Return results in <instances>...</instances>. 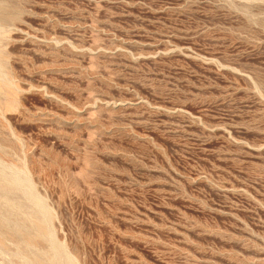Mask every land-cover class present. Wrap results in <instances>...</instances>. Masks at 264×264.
Here are the masks:
<instances>
[{
	"label": "rangeland",
	"instance_id": "rangeland-1",
	"mask_svg": "<svg viewBox=\"0 0 264 264\" xmlns=\"http://www.w3.org/2000/svg\"><path fill=\"white\" fill-rule=\"evenodd\" d=\"M1 2L0 176L34 198L0 203L48 215L34 256L264 264V0Z\"/></svg>",
	"mask_w": 264,
	"mask_h": 264
},
{
	"label": "bare ground",
	"instance_id": "bare-ground-1",
	"mask_svg": "<svg viewBox=\"0 0 264 264\" xmlns=\"http://www.w3.org/2000/svg\"><path fill=\"white\" fill-rule=\"evenodd\" d=\"M4 4H2V2L0 3V9L2 10V9H4ZM15 9V8H14ZM9 10V9H8ZM2 12V11H1ZM0 61H1V57H0ZM3 78V77H2ZM11 85H9V83H6V80L4 81V80H2V79H0V91H2L3 89H10L11 87H10ZM13 89V88H12ZM12 89H10V90H12ZM6 91V90H5ZM7 92V91H6ZM8 92H10V91H8ZM5 93V92H4ZM13 93V92H12ZM9 97V96H8ZM3 151V150H2ZM0 172H1V170H0ZM0 174H2V173H0ZM7 174V173H6ZM10 174V173H9ZM12 174V173H11ZM16 174V172H13V177H8V176H12V175H8L7 177L6 176H4V177H1L0 176V190H1V188H3L2 189V191L4 190L5 191V193H9V196L10 195H12L13 194V191L15 190V192H14V194L16 193V190H19V187L21 186V183L24 185H22L21 187H23L22 189V194L24 195V196H26V199L27 198H30V199H33L34 197H27L28 195H30L31 193L32 194H34V192L33 191H30L29 189H31V187L29 188V186H27L28 184H29V182H27L28 184L26 185L25 183H24V181L26 180V178H24V179H22V180H24V181H22L21 180V178L22 177H19V176H17V175H15ZM19 174V173H18ZM4 174H2V176H3ZM21 176V175H20ZM27 176V175H26ZM25 177V176H24ZM28 179V178H27ZM26 182V181H25ZM31 183V182H30ZM32 184V183H31ZM31 184H29V185H31ZM27 186V187H26ZM20 187V188H21ZM24 187H25V189L27 188L28 189V191L29 192H31L30 194H29V192H28V194L26 195V190L24 189ZM18 188V189H17ZM7 190V191H6ZM31 190H33V188L31 189ZM4 191H3V195H4ZM12 191V192H11ZM25 191V192H24ZM1 192V191H0ZM1 195H2V193H0ZM7 194H5V195H7ZM21 194V193H20ZM21 194V195H22ZM8 196V195H7ZM6 196V197H7ZM23 196V197H24ZM31 196H33V195H31ZM4 197V196H3ZM12 197V196H11ZM13 197H14V195H13ZM10 198V199H12V200H10V199H5V198H2V199H4L5 200V202H4V204H2V203H0V206L1 205H4V207H3V209L1 208L0 209V248H2V247H4L5 246V244H7V243H9V240H11V242H13L14 243V247H12V249L13 248H15V250H16V253H15V251L13 252L15 255H14V257L17 255V257H15V259L16 258H18V256H19V259H20V257H23V258H21V260H20V262H18V263H21L22 262V259H24L23 260V262H22V264H66V263H68V262H66V263H64V261H69V264H75L74 263V261L75 260H73V259H71V258H69L68 259V256L66 255V259H60V258H58V259H56L55 257H58L59 256V254L60 255H62V253L64 252V249H61V251H62V253H59V254H57V249H56V245H55V250H54V246H52L51 245V247H49V248H52L53 250H54V252H56V253H53V255H51V256H54V255H56L55 257H51V256H49L47 253H45L44 251H46V250H44V251H40L39 252V254H36L35 256H34V248L35 247H38V245L37 244H39V242L41 243V240L42 239H44L45 237H46V235L49 233L48 232V227L46 228L45 227V225H46V222H44V221H47V217H48V215H47V217L44 215V212L43 213H41L42 214V216H44V218H46L44 221H42V219L41 218H39V216H38V212H34V208L33 207H31L30 206V203H32L31 201L32 200H27V201H30V203L29 202H27L26 201V199H25V201H24V199H23V197L21 198L20 196V199H23V200H21V201H23V202H20L19 203V201L20 200H18V203H19V205H21L22 206V204L25 202V203H27V205H28V203H29V205L27 206V207H30V209H28V210H25L26 208V206H25V203L23 204V206H25L24 207V209L21 207V206H19L18 205V203H17V200H16V195H15V197L14 198ZM18 197V196H17ZM9 198V197H8ZM0 199H1V196H0ZM13 199H14V201H13ZM39 200V199H38ZM1 201V200H0ZM11 201H13V202H11ZM36 201V200H35ZM2 202V201H1ZM36 203V202H35ZM33 204H34V200H33ZM36 204H38V202L36 203ZM39 204H42V202H41V200H40V203ZM32 205V204H31ZM6 206V207H5ZM32 206H34V205H32ZM38 207H39V205H37ZM40 206H42V205H40ZM2 207V206H1ZM4 208H6L7 210L6 211H4ZM32 208V209H31ZM1 210H3V211H1ZM34 213H38L37 215L35 214L34 215ZM45 214H47L46 212H45ZM12 216H15V217H13L14 219H12ZM50 216V215H49ZM41 217V216H40ZM49 219V218H48ZM44 222V223H43ZM45 224V225H44ZM34 228H35V230H34ZM34 231H35V233H34ZM48 236V235H47ZM49 236H50V234H49ZM48 239V238H47ZM46 238H45V240H47ZM8 240V241H7ZM43 241V240H42ZM5 242H7V243H5ZM10 242V243H11ZM9 243V244H10ZM12 243V244H13ZM48 243V242H47ZM8 244V245H9ZM7 245V246H8ZM54 245V244H53ZM41 246V245H40ZM6 248H9V247H6ZM5 248V250L7 251V249ZM48 248V249H49ZM3 249V248H2ZM10 250V249H9ZM14 250V249H13ZM36 250H37V248H36ZM51 250V249H50ZM58 250H60V249H58ZM1 251V250H0ZM2 251H4V250H2ZM1 251V253H3V254H5V252H2ZM39 251V250H38ZM38 251H37V253H38ZM60 251V252H61ZM11 253H12V251H10ZM11 253H9L8 252V254H11ZM48 253H49V251H48ZM52 254V253H51ZM64 254H65V252H64ZM63 254V255H64ZM11 255H13V254H11ZM10 257V256H9ZM11 257H13V256H11ZM60 257V256H59ZM62 257V256H61ZM70 257V256H69ZM15 259H13L12 261H11V259H10V262H11V264L14 262V260ZM18 259V260H19ZM3 260H7V259H2V261ZM2 261H0L1 263H2ZM3 262H5V261H3ZM8 261H6V263H7ZM0 263V264H1ZM6 263H2V264H6ZM9 263V262H8ZM15 263H17L16 261H15Z\"/></svg>",
	"mask_w": 264,
	"mask_h": 264
}]
</instances>
